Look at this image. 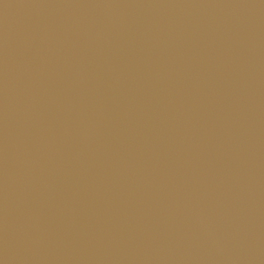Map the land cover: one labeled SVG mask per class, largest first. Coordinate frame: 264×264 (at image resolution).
Wrapping results in <instances>:
<instances>
[{"label": "water", "instance_id": "water-1", "mask_svg": "<svg viewBox=\"0 0 264 264\" xmlns=\"http://www.w3.org/2000/svg\"><path fill=\"white\" fill-rule=\"evenodd\" d=\"M0 264H264V0H0Z\"/></svg>", "mask_w": 264, "mask_h": 264}]
</instances>
